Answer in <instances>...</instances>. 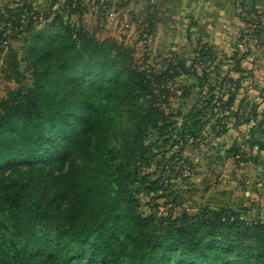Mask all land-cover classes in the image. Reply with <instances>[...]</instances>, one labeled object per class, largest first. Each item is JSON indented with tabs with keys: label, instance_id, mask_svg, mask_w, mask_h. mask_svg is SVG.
Segmentation results:
<instances>
[{
	"label": "trees",
	"instance_id": "obj_1",
	"mask_svg": "<svg viewBox=\"0 0 264 264\" xmlns=\"http://www.w3.org/2000/svg\"><path fill=\"white\" fill-rule=\"evenodd\" d=\"M114 1L0 12V73L16 85L0 99V264H264V215L215 202L193 210L170 184L201 140L214 162L230 142L231 156L258 163L264 108L236 106L239 82L207 46L156 68L148 52L140 63L134 48L98 38L84 18ZM235 54L239 65L247 53ZM182 82L192 83L173 88ZM175 192L180 202L158 214L156 201Z\"/></svg>",
	"mask_w": 264,
	"mask_h": 264
},
{
	"label": "crops",
	"instance_id": "obj_2",
	"mask_svg": "<svg viewBox=\"0 0 264 264\" xmlns=\"http://www.w3.org/2000/svg\"><path fill=\"white\" fill-rule=\"evenodd\" d=\"M22 1L31 2L38 10L49 6L48 0H0V12ZM242 1L245 13L260 23V29L239 65L235 47L244 22L236 14V0H122L119 5L114 1L106 11V35L139 46L142 31L149 29L145 41L148 53L162 60L192 61L207 46L222 75L239 82L236 106L264 108V0ZM123 23L129 24L127 31H123ZM244 130L240 131L246 133ZM251 167L248 165L245 173L252 172Z\"/></svg>",
	"mask_w": 264,
	"mask_h": 264
},
{
	"label": "rangeland",
	"instance_id": "obj_3",
	"mask_svg": "<svg viewBox=\"0 0 264 264\" xmlns=\"http://www.w3.org/2000/svg\"><path fill=\"white\" fill-rule=\"evenodd\" d=\"M105 16L103 15L102 17V15L99 14L98 6L91 5L89 13L84 18L85 27L89 31L97 30L98 32L96 35L100 39L107 38V28L104 21ZM102 30L105 32L103 33ZM121 38L122 36H120V39ZM119 42L124 43L128 47L134 48L136 59H138L140 63L143 60L144 54L148 52V47L144 44L137 46L132 42L126 43L123 40H119ZM149 58L150 60L148 63L156 68L162 64V59H158L156 56L149 55ZM2 63L3 55H0V68ZM191 83L182 82L173 88L177 89L184 87V84L188 87ZM15 87L16 85L14 83L5 82L0 73V99L6 95L7 89ZM190 102L192 101L190 100ZM178 106H180L179 99L172 102V107ZM211 135L212 132L209 131L208 136L211 137ZM241 139L237 142V148L240 149V153L241 151L245 152V147H241V143L245 137ZM191 142L192 141H190V143ZM199 142L196 148L189 147L188 145V147L182 151L181 156L178 157L182 160L179 162L180 166H175L173 169V172H175V170L179 171L183 164L181 169L184 170V174L182 176L179 175L175 181L170 183L173 190L178 189L180 192L183 191V197H181L183 200L182 203L185 202L186 204L188 201H193L195 205L193 210H197L201 204L215 202L219 205L229 206L231 208H250V210H253L257 215H264V152L259 154L258 163L248 164L252 165V172L245 173L248 165L243 164L240 160L242 158L247 159V155L245 157V155L240 154V159L231 156L229 152L231 150L230 142L223 145V149H219L221 150L220 154L223 159L217 162H214L209 155V146H207L208 141L201 140ZM255 151L248 156H256L258 151L257 149H255ZM174 152L175 151L171 152L169 155L174 154ZM260 167L261 169L259 170ZM213 174H215V178L211 179V175ZM206 180L211 186L210 190H207V192L203 187L204 184H207ZM213 188L215 190H213ZM177 195L179 196V193L176 194L175 192L170 198L159 199L156 201L158 207L155 208V211H157L158 214H167L171 208L180 202L179 198L176 199L177 203H174ZM142 200L144 204L142 205V210L146 214L153 212L154 208L152 209L148 204L150 201L145 198H142ZM188 205L191 204L189 203Z\"/></svg>",
	"mask_w": 264,
	"mask_h": 264
},
{
	"label": "built area",
	"instance_id": "obj_4",
	"mask_svg": "<svg viewBox=\"0 0 264 264\" xmlns=\"http://www.w3.org/2000/svg\"><path fill=\"white\" fill-rule=\"evenodd\" d=\"M66 3V0H57V6H64ZM235 10H236V14L243 18V22H244V29L242 30L241 33V37L240 40L238 41L235 49H236V53H237V57L238 58H242L244 54H246L248 52L249 49V44L251 42V40L254 38L256 32H257V24L255 23L254 19H252V17L248 16L245 13V9H244V4L242 0H236V4H235ZM113 17V15L111 14L109 16V19L111 20V18ZM122 28L123 31H126L129 28V24L128 23H123L122 24ZM144 39L142 41V44H146V35H143ZM207 90H204V95L206 94ZM221 103L217 104V108L214 110V113L220 112L221 111Z\"/></svg>",
	"mask_w": 264,
	"mask_h": 264
},
{
	"label": "snow or ice",
	"instance_id": "obj_5",
	"mask_svg": "<svg viewBox=\"0 0 264 264\" xmlns=\"http://www.w3.org/2000/svg\"><path fill=\"white\" fill-rule=\"evenodd\" d=\"M0 163H2V162H0Z\"/></svg>",
	"mask_w": 264,
	"mask_h": 264
}]
</instances>
